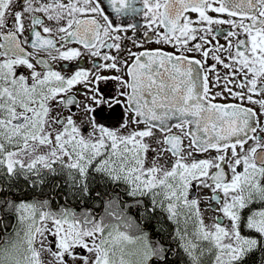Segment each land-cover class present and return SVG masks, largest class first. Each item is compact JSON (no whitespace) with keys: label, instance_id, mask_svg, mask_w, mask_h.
<instances>
[{"label":"snow or ice","instance_id":"snow-or-ice-1","mask_svg":"<svg viewBox=\"0 0 264 264\" xmlns=\"http://www.w3.org/2000/svg\"><path fill=\"white\" fill-rule=\"evenodd\" d=\"M0 264H264V0H0Z\"/></svg>","mask_w":264,"mask_h":264},{"label":"flooded vegetation","instance_id":"flooded-vegetation-1","mask_svg":"<svg viewBox=\"0 0 264 264\" xmlns=\"http://www.w3.org/2000/svg\"><path fill=\"white\" fill-rule=\"evenodd\" d=\"M131 22L137 24V26L139 28V32L137 33V36H136L137 41L138 42H144L145 38L142 35L143 31L145 30L144 23H143V18L142 17H136V19L133 20V21H131ZM224 27H227V26H224ZM128 35L129 36H132L133 35L132 30H129ZM220 42L221 43H224V41H223L222 38H221V41ZM129 46L131 47V42H129ZM145 47L155 48V47H158V45H156L155 43H146L145 44ZM133 50L138 51L140 49H133ZM166 50L172 51L171 47H167Z\"/></svg>","mask_w":264,"mask_h":264}]
</instances>
